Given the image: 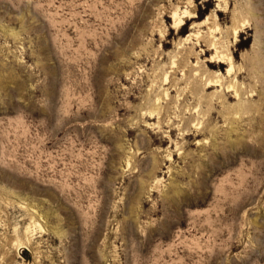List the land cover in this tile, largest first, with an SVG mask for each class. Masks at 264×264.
<instances>
[{
  "label": "rangeland",
  "instance_id": "1",
  "mask_svg": "<svg viewBox=\"0 0 264 264\" xmlns=\"http://www.w3.org/2000/svg\"><path fill=\"white\" fill-rule=\"evenodd\" d=\"M0 264H264V0H0Z\"/></svg>",
  "mask_w": 264,
  "mask_h": 264
}]
</instances>
